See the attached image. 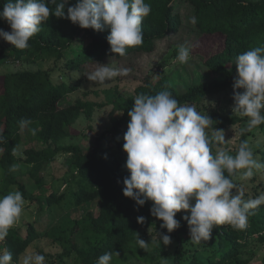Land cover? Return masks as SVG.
Wrapping results in <instances>:
<instances>
[{
	"label": "trees",
	"instance_id": "trees-1",
	"mask_svg": "<svg viewBox=\"0 0 264 264\" xmlns=\"http://www.w3.org/2000/svg\"><path fill=\"white\" fill-rule=\"evenodd\" d=\"M6 2L7 0H0V10ZM76 3L77 0H69L68 6H74ZM49 7L54 8V5L50 4ZM65 12L67 13V6ZM192 17L196 18L195 24L191 23ZM5 24L8 23L0 20V25ZM183 26L192 27L197 31L199 39L194 53L201 57L213 78L194 83L181 91L165 79L154 86L148 77L145 83L138 85L134 95L131 94L126 99L122 108L124 116L121 119L113 118L115 134H122V128L129 123L128 111L134 105L136 96L140 94L155 95L168 90L183 105L200 101L207 95L232 87L237 75V56L255 47H264V0H153L151 13L142 22L143 44L128 48L127 54L153 53L158 40L177 36ZM109 34L110 29H83L69 19L52 15L43 22L42 30L30 39L28 48L16 49L11 43L1 47L0 67L25 57L33 62L50 58L66 59L67 64L74 68H81L87 62L122 57L110 51L107 41ZM85 36L90 38L87 43ZM54 70L55 67L23 70L0 76V132L4 136V142L0 143V162L6 169L11 183L15 180L9 169L16 160L13 149L21 144L22 119L31 120L32 129L45 143L57 144L70 135L69 128L83 112L93 109L92 103L81 99L67 102L66 95L74 88L56 84L53 80ZM238 120L236 116L227 117V122L214 123L212 128L223 129L227 124H234ZM263 125L252 130L246 128L242 132L241 142L247 141L253 131ZM208 131L210 133L211 129ZM214 149L215 146L212 150ZM101 150L98 144L95 150L89 152H83L78 146H70L53 149L50 147L43 151L30 149L27 154L30 161L41 168L42 162L50 160L56 154L71 153L69 163L71 175L77 180L74 191L77 203L80 205L100 200V213L91 216V226L103 237L94 241L91 251H78L83 262L95 264L98 257L106 252H119V256L124 258L138 257L148 262L160 260L161 254L141 249L137 244L138 237L146 241L142 228L159 219L151 215L152 201L138 206L134 200L123 194V180L130 175L125 167L127 153L123 148L113 149L107 155ZM261 211L262 214L253 224V230H259L260 224L264 222V206ZM139 216L146 218L144 224L138 223ZM232 232L235 233H226L221 226H217L214 227L211 238L219 239L221 245H226L224 248L233 250L234 254L238 253V244ZM236 233L241 234L239 231ZM37 237L38 233L34 231L25 238L11 232L5 239L8 240L12 254L18 256ZM202 242L209 244L207 241ZM221 256L226 259L227 254L222 251L219 257ZM184 259L185 249L183 244L179 243L175 264H207L200 258L190 259L188 262ZM245 263L246 261H239L237 264Z\"/></svg>",
	"mask_w": 264,
	"mask_h": 264
},
{
	"label": "clouds",
	"instance_id": "clouds-1",
	"mask_svg": "<svg viewBox=\"0 0 264 264\" xmlns=\"http://www.w3.org/2000/svg\"><path fill=\"white\" fill-rule=\"evenodd\" d=\"M68 4L69 0H7L0 10V20L10 25L11 31L0 29V38L16 49H26L30 39L42 30L43 22L54 15L69 19L83 29H110L107 36L110 51L122 57L127 55L128 48L143 44L142 22L151 13V5L146 0H77L74 6ZM191 23H196L195 17ZM190 59L191 48L179 45L175 60L185 64ZM96 64L98 67L86 76L98 86L106 85L115 77L127 76L130 71L111 63ZM236 67L232 111L248 117L247 128L252 130L264 124V47L239 54ZM238 89L243 92L235 91ZM128 116V130L123 136V149L127 153L125 167L130 173L123 180L125 197L138 206L152 201L151 215L163 221L160 227L168 233L181 226L177 213L182 210L190 213L183 219L189 226L190 240L196 244L208 241L217 226L246 228L248 217L264 205V194L246 199L244 187L232 179L238 176L247 180L254 176V170L264 168L254 158L247 141L240 143L235 156L231 155L230 149L222 146L226 143L224 130L212 128L215 122L208 114L199 112L195 105H181L168 90L136 96ZM31 123L29 119H22L20 127L23 129ZM3 142L0 132V143ZM18 168L14 164L9 170L14 172ZM24 205L19 190L0 196V242L19 222ZM145 220L143 216L137 217L140 224ZM156 241L163 245L172 242L171 236L162 232L150 243ZM150 243L137 238L141 249L146 250ZM114 255L119 256V252H106L95 264H111ZM45 261L43 254L26 252L19 264H45ZM0 264H13L12 254L6 249L0 252Z\"/></svg>",
	"mask_w": 264,
	"mask_h": 264
},
{
	"label": "rangeland",
	"instance_id": "rangeland-1",
	"mask_svg": "<svg viewBox=\"0 0 264 264\" xmlns=\"http://www.w3.org/2000/svg\"><path fill=\"white\" fill-rule=\"evenodd\" d=\"M146 3H149L152 9L153 0H146ZM0 29L11 31L9 24L0 25ZM84 39L86 43L90 41V38L86 36ZM198 39L196 30L183 26L177 36L158 40L155 52L150 54L130 52L119 58L87 62L81 68L69 66L66 59L50 58L33 62L27 57L16 62H8L0 67V76L9 72L55 67L54 82L74 88L66 95L67 102L81 99L93 104V109L83 112L69 128L70 135L57 144L45 143L36 133L33 134L31 125L23 128L20 131L21 144L16 148L14 155L16 158L14 164L19 168L12 172L15 180L12 183L0 162V196L13 190H19L25 200L22 216L19 222L10 229L9 235L12 232L14 235L25 238L32 231L38 233V237L18 256L12 254V250L8 247V240L0 242V252L5 249L9 251L12 254L13 264H19L26 252H38L45 255V264H86L80 258L78 251L80 249L91 251L94 241L103 237L91 226V216L100 213V200L80 205L76 201L74 191L77 180L71 175L69 163L72 154L60 152L50 160L42 162L40 168L30 161L27 151L78 146L83 152H89L95 150L99 144L104 151L103 154L107 155L113 149L123 148L125 143L123 136L128 130V123L122 128V134H115L113 118L121 119L124 116L122 108L126 99L129 98V95H134L138 85L145 83L148 77L154 86L159 85L165 79L181 91L194 83L213 78L201 57L194 53ZM9 44L0 38V48ZM179 45L191 48V59L188 63L181 64L175 60ZM96 63H111L128 68L130 71L127 76L115 77L106 85L98 86L96 82L90 81L86 76L98 67ZM235 91L243 92V89ZM233 95L234 88L232 86L207 95L200 101L188 102V104L195 105L202 114H208L215 123L227 122V117H238L239 120L236 123L227 124L222 129L225 132L226 140L222 146L230 149V154L235 156L249 118L233 113ZM247 142L253 150L254 158L264 164V125L256 128L253 134L248 137ZM212 151L214 153L215 149ZM1 154L0 150V159ZM254 173V176L247 180L238 176L232 177L237 185L244 187L246 199L264 194V168L254 170ZM263 206L261 205L255 210V215L248 217L247 226L242 230L234 229L230 225L221 226L226 233L235 231V233L232 232V236L235 240L237 238L238 253L233 254V250L224 248L226 245L222 246L219 239L210 238L207 241L209 244L206 245L203 242L193 243L190 240L187 221L183 219L190 213L182 210L176 216L180 220L181 226L172 233H168L167 229L160 227L163 223L160 220H155L142 228L147 243L156 240L160 232L171 236V244L163 245L156 241L150 243L147 248L149 252L161 254L160 260L148 262L138 257L118 256L112 259L111 264H175V253L179 243L184 246V260L187 262L190 259L200 258L207 264H237L239 261H246L245 264H264V222L260 224L259 230H253V224L262 214ZM237 231L241 234H237ZM222 251L227 254L226 259L223 257L224 255L219 257ZM209 252L214 254H209Z\"/></svg>",
	"mask_w": 264,
	"mask_h": 264
}]
</instances>
